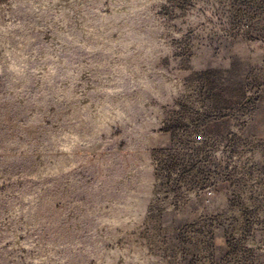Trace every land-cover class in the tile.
Masks as SVG:
<instances>
[{
    "label": "rangeland",
    "instance_id": "1",
    "mask_svg": "<svg viewBox=\"0 0 264 264\" xmlns=\"http://www.w3.org/2000/svg\"><path fill=\"white\" fill-rule=\"evenodd\" d=\"M0 264H264V0H0Z\"/></svg>",
    "mask_w": 264,
    "mask_h": 264
}]
</instances>
